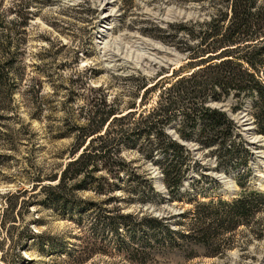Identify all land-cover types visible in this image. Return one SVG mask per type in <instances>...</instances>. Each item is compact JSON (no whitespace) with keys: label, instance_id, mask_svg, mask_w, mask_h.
<instances>
[{"label":"rangeland","instance_id":"374dc122","mask_svg":"<svg viewBox=\"0 0 264 264\" xmlns=\"http://www.w3.org/2000/svg\"><path fill=\"white\" fill-rule=\"evenodd\" d=\"M218 7L194 0H115L107 20L102 0H0V70L5 77L0 80V264H71L70 249L86 246L87 237L111 247L139 243L144 237L140 227L120 215H151L164 219L172 231H186L190 218L183 219L185 213L194 212L200 201L238 198L240 175L247 171L246 187L264 192V136L257 133L251 98L237 113L232 112L238 103L233 98L209 104L234 121L224 149L240 146L249 157L238 154L219 165L212 149L179 139L181 120L167 126L166 133L186 147L187 173L175 196L164 184L163 156L154 153V160L147 159L149 146L142 138L123 146L120 158L128 167L121 178L97 174L118 186L112 193L99 195L88 185L75 189L70 207L58 208L36 188L39 180L54 184L47 177L61 175L74 160L78 128L86 127L97 109H106L104 103L121 107L123 115L133 111V103L147 111L175 73L188 74L189 69H181L189 61L183 49L197 46L195 39L187 34L160 39L157 30L189 23L198 31ZM105 27L109 30L102 32ZM143 82L148 87L139 91ZM108 216L128 235L126 241L111 235ZM244 231L216 257L193 245L154 254L147 264H264V240ZM170 237L160 228L147 240L160 246L179 239L178 234ZM85 264L129 263L98 254Z\"/></svg>","mask_w":264,"mask_h":264},{"label":"trees","instance_id":"16d2710c","mask_svg":"<svg viewBox=\"0 0 264 264\" xmlns=\"http://www.w3.org/2000/svg\"><path fill=\"white\" fill-rule=\"evenodd\" d=\"M194 1L219 6L211 21L201 25L198 31L189 23L157 30L160 39L174 40L180 34L195 39L197 46L183 49L189 61L181 69H189L188 74L178 76L175 73L173 82L160 93L157 105L147 111L133 103L130 106L133 111L123 115L121 107L104 103L106 109L93 112L88 125L77 130L76 146L71 152L74 160L61 175L47 177L54 184L43 185L44 181L39 180L36 185L46 193L52 205L70 207L76 197L75 189L83 187L86 190L88 185L99 195L116 190V184L97 174L106 172L112 178H121L128 167L120 158L122 148L139 138L148 143L147 159L154 160V153H161L165 162L164 184L171 195L178 194L187 173L186 147L166 133L167 126L176 120H181V127L176 130L179 139L195 140L202 148L212 149L219 165L223 164V158L238 154L249 157L248 151L240 146L224 149L233 136L234 121L226 112L209 106L211 102L233 98L238 103L232 107V112L237 113L243 109L244 99L251 98L257 133L264 136V0ZM1 72L0 80H3L5 77ZM147 87L148 84L143 82L138 90ZM219 147L224 151L221 149L219 153ZM241 162L242 166H247L246 160ZM248 177V171L240 175L238 184L242 193L238 198L200 201L194 212L185 213L183 219L190 218L186 231H172L164 219L151 215L143 218L120 215L125 221L130 219L133 228L140 227L144 237L138 240L139 243L122 242L111 247L110 242L98 245L99 239L87 237L89 243L72 247L67 258L71 264H85L98 254H109L122 257L129 264H147L154 254L169 249L184 248L185 251L193 245L204 247L209 256L216 257L236 242L235 236L242 228L253 239L264 240V192L248 189ZM71 181L80 184L71 187ZM105 220L111 226L112 236L120 241L128 239L126 233H120V224L114 217L108 216ZM160 228L168 237L178 234L179 239H170L171 242L165 241L160 246L156 245L155 239L147 240L150 233ZM31 235V239L36 237Z\"/></svg>","mask_w":264,"mask_h":264},{"label":"bare ground","instance_id":"6f19581e","mask_svg":"<svg viewBox=\"0 0 264 264\" xmlns=\"http://www.w3.org/2000/svg\"><path fill=\"white\" fill-rule=\"evenodd\" d=\"M114 3H115V0H102L103 7H104L105 10H107L106 13L102 16V18H105L107 20H110L112 18V16L109 14V10L112 8ZM106 30H109V28L105 27L102 32H104ZM244 119H245V117H244ZM232 190H233V188H232Z\"/></svg>","mask_w":264,"mask_h":264}]
</instances>
